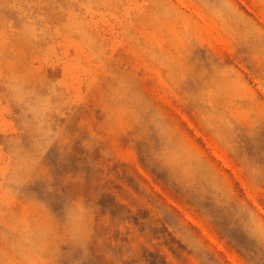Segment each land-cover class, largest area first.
<instances>
[{"label":"rangeland","instance_id":"rangeland-1","mask_svg":"<svg viewBox=\"0 0 264 264\" xmlns=\"http://www.w3.org/2000/svg\"><path fill=\"white\" fill-rule=\"evenodd\" d=\"M0 264H264V0H0Z\"/></svg>","mask_w":264,"mask_h":264}]
</instances>
